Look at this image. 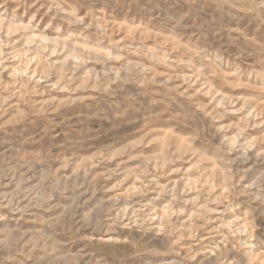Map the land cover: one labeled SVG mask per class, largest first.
Wrapping results in <instances>:
<instances>
[{
    "label": "rangeland",
    "instance_id": "obj_1",
    "mask_svg": "<svg viewBox=\"0 0 264 264\" xmlns=\"http://www.w3.org/2000/svg\"><path fill=\"white\" fill-rule=\"evenodd\" d=\"M0 264H264V0H0Z\"/></svg>",
    "mask_w": 264,
    "mask_h": 264
}]
</instances>
